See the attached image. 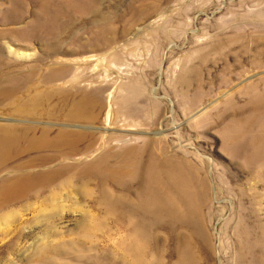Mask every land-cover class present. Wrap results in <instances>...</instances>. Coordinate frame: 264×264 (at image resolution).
Returning <instances> with one entry per match:
<instances>
[{
  "label": "rangeland",
  "instance_id": "rangeland-1",
  "mask_svg": "<svg viewBox=\"0 0 264 264\" xmlns=\"http://www.w3.org/2000/svg\"><path fill=\"white\" fill-rule=\"evenodd\" d=\"M31 77L81 117L14 113ZM0 90V127L36 129L19 146L78 134L2 171L49 176L0 209V264H264V0H0ZM157 173L152 200L182 176L192 216L144 209Z\"/></svg>",
  "mask_w": 264,
  "mask_h": 264
},
{
  "label": "bare ground",
  "instance_id": "bare-ground-1",
  "mask_svg": "<svg viewBox=\"0 0 264 264\" xmlns=\"http://www.w3.org/2000/svg\"><path fill=\"white\" fill-rule=\"evenodd\" d=\"M34 70V71H33ZM32 75H35L36 70L32 69ZM31 74V72H30ZM32 77L26 79L25 82L28 85L23 87L20 90H15L17 96L14 97V113L23 117H34L35 115L41 116V112H39L40 108L49 106L50 102L53 101L54 97L60 96L64 100V105L66 106L70 104L71 108L67 114H63L64 118L68 121L79 119L81 117V101L77 99V101L70 103L68 92L61 90H51V81L40 82L41 79L33 80ZM29 80L33 83L29 85ZM36 81V82H34ZM42 81V80H41ZM11 82V81H10ZM16 82V81H14ZM1 91V90H0ZM58 93V94H57ZM4 94V91L1 95ZM11 101V100H10ZM49 103V104H48ZM9 104V103H8ZM48 106L44 109V112L50 116H56V109L52 106L51 109H48ZM11 109V108H10ZM10 112V110H9ZM18 116V117H19ZM15 117V116H14ZM17 117V116H16ZM21 118V117H20ZM18 128L14 126H2L0 127V134L4 136H0V147L3 146L2 154L0 155V175L4 168L9 164V161L16 159V157L25 154L28 151H33L38 149L39 147L44 146L47 143L56 144V146H60L63 149H66L69 145L77 142L78 134L68 132L65 130H60L56 133V135L52 138L50 135V130H43L39 136L33 134V137L28 138L26 146H19L20 140L25 136L28 137L29 133L36 132V129L33 127H29L19 131ZM9 134V135H8ZM32 164L26 163L18 164L14 168V176L12 178H7L3 184H0V201L3 204L0 206V209H3L6 204H10L11 201L16 199H21L25 197L28 189L31 186L35 185V181L39 178H43L45 181L48 180L46 177L49 175H42L40 177H35L32 174L27 172ZM159 169V167H157ZM4 173V172H3ZM2 173V174H3ZM132 177V174H131ZM153 178L161 177V174H151L147 176V183L144 188L141 189L142 198L141 204L146 208L151 209L152 207H160L167 217L170 224H172V220L174 218L184 219V213L187 211L189 215L192 216L193 210L189 207V204H195L199 199L195 195H191V193L183 189V184L179 179L184 177L175 176L172 174L167 175V182L164 184V193H160L162 196V200L154 199L151 197L155 196L158 191V183H153ZM1 180V179H0ZM199 186V187H198ZM193 188L196 190L200 189L203 193V196L206 194L205 190V182L201 179H197L194 181ZM148 190V191H147ZM199 192V191H198ZM196 194V193H195ZM9 201V202H8ZM6 219V218H4Z\"/></svg>",
  "mask_w": 264,
  "mask_h": 264
}]
</instances>
